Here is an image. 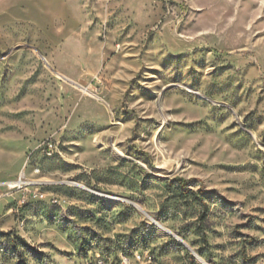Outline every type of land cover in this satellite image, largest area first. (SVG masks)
I'll use <instances>...</instances> for the list:
<instances>
[{"label": "rangeland", "instance_id": "rangeland-1", "mask_svg": "<svg viewBox=\"0 0 264 264\" xmlns=\"http://www.w3.org/2000/svg\"><path fill=\"white\" fill-rule=\"evenodd\" d=\"M145 247L264 264V0H0V264Z\"/></svg>", "mask_w": 264, "mask_h": 264}, {"label": "built area", "instance_id": "built-area-1", "mask_svg": "<svg viewBox=\"0 0 264 264\" xmlns=\"http://www.w3.org/2000/svg\"><path fill=\"white\" fill-rule=\"evenodd\" d=\"M47 148H57V145L53 141H47L45 143L44 150ZM18 184L15 187H22L26 182L22 180V176L19 177ZM88 264H156V258H151L147 252V247L143 252H133V254H121L118 253L117 263H108L97 257L91 263Z\"/></svg>", "mask_w": 264, "mask_h": 264}, {"label": "bare ground", "instance_id": "bare-ground-1", "mask_svg": "<svg viewBox=\"0 0 264 264\" xmlns=\"http://www.w3.org/2000/svg\"><path fill=\"white\" fill-rule=\"evenodd\" d=\"M82 89L84 90V91H86V92H88V93H90V94H92V95H94L91 91H89L87 88H85V87H82ZM45 151H46V154L47 155H51V153H52V151H53V148H47V149H45ZM13 183V182H12ZM168 233H170V234H172V235H174L176 238H178L179 240H181L177 235H175L174 233H171V232H169V231H167ZM140 250V249H139ZM143 250V249H142ZM151 251V250H150ZM150 251H148L147 250V252L149 253V256L151 257V258H153V256L151 255V253H150ZM141 252H143V251H141ZM121 254H123L122 252H121ZM124 254H126L125 252H124Z\"/></svg>", "mask_w": 264, "mask_h": 264}, {"label": "trees", "instance_id": "trees-1", "mask_svg": "<svg viewBox=\"0 0 264 264\" xmlns=\"http://www.w3.org/2000/svg\"><path fill=\"white\" fill-rule=\"evenodd\" d=\"M192 194V196H194L195 198H197V194L196 193H191ZM183 197V196H182ZM206 218V215L205 214H203L202 216H201V219H205Z\"/></svg>", "mask_w": 264, "mask_h": 264}, {"label": "water", "instance_id": "water-1", "mask_svg": "<svg viewBox=\"0 0 264 264\" xmlns=\"http://www.w3.org/2000/svg\"><path fill=\"white\" fill-rule=\"evenodd\" d=\"M191 249V248H190ZM191 251H193V250H191ZM193 253H195L194 251H193ZM199 259H201L197 254H195Z\"/></svg>", "mask_w": 264, "mask_h": 264}]
</instances>
